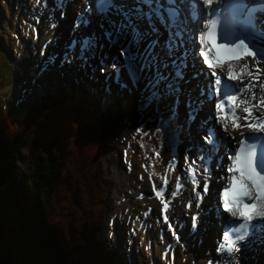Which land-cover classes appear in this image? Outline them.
<instances>
[{
    "label": "snow or ice",
    "instance_id": "6c2138e0",
    "mask_svg": "<svg viewBox=\"0 0 264 264\" xmlns=\"http://www.w3.org/2000/svg\"><path fill=\"white\" fill-rule=\"evenodd\" d=\"M67 3L68 0H55L54 7L60 12L61 19ZM36 4L46 8V0H36ZM213 5L214 0H202V3L201 0H85L83 9L76 14L71 40L61 63L70 65L79 61L82 67L91 68V62L97 60L102 74L110 67L112 71L105 77V104L110 102L112 94L109 81L121 89H126L129 82L135 87L145 81L143 106L156 105L157 133L163 129L165 134L171 135L169 129L178 119L180 97L184 96L187 110L184 127L188 131L205 104L215 100L216 124L224 132L231 134L246 128L250 133L264 134V111L256 113V109L264 108V69L260 67L264 62V0H254L251 4L249 0H220L223 6L220 11ZM205 10L211 15L205 16L206 22L200 29L199 57H196L195 48L188 46L193 33L190 25L199 24ZM94 16L100 17L97 26L101 32L84 33L82 29L92 24ZM49 19L51 28L58 27L54 12L49 14ZM157 25L167 32L163 41ZM218 40L224 42L218 43ZM105 44L109 49L116 48L119 55L109 57L103 52ZM201 57L211 71V77L205 74L207 82L198 85V95L193 97L191 91L185 92L181 85L187 82L185 75L189 64ZM248 58L254 63L250 65ZM109 60L110 64L106 63ZM218 70L226 74L227 80L222 79ZM201 74L195 72L192 78L197 79ZM124 76H127V81ZM245 77L249 78V83L243 84L238 96L235 94L237 85L228 81L243 83ZM92 78H95L94 71ZM257 87L260 92L258 101ZM246 91L251 92L250 97L243 95ZM169 98L172 103L166 106L168 115L165 116L159 105ZM198 130L204 133L206 145L198 148L196 158L185 156L189 179L178 177L170 197L175 198L190 182L196 195V208L200 209L209 191L212 176L209 164L220 148H226V142L218 136L210 118L201 120ZM136 131L139 134L142 129ZM240 135L234 153L231 149L226 153L230 161L226 166L228 175L220 177L226 183L218 195L216 215L223 222L219 212V207H222L229 219L223 225L221 239L217 241L215 251L219 259H210L209 264H241L242 254L247 248L264 246V136H246L243 131ZM140 146L143 148L144 144ZM155 155L159 157V151ZM174 166V161L168 165L169 168ZM222 166L221 159L218 167ZM201 181L203 194L197 191ZM163 183L167 185L169 179L165 178ZM165 191V188L155 191L156 197L164 196ZM171 198L167 202L161 201L165 213L172 203ZM186 207H192L191 200ZM199 215L198 212L191 217L193 232L198 229ZM164 222L170 230L173 229L168 215H164Z\"/></svg>",
    "mask_w": 264,
    "mask_h": 264
},
{
    "label": "trees",
    "instance_id": "16d2710c",
    "mask_svg": "<svg viewBox=\"0 0 264 264\" xmlns=\"http://www.w3.org/2000/svg\"><path fill=\"white\" fill-rule=\"evenodd\" d=\"M43 107L0 111V264H119L96 238L113 122Z\"/></svg>",
    "mask_w": 264,
    "mask_h": 264
},
{
    "label": "bare ground",
    "instance_id": "6f19581e",
    "mask_svg": "<svg viewBox=\"0 0 264 264\" xmlns=\"http://www.w3.org/2000/svg\"><path fill=\"white\" fill-rule=\"evenodd\" d=\"M51 1L52 0H46V8H42L36 4V0H18L17 13L19 18L23 19L25 35L23 32V37L21 40H19V56L18 59H15V62H17L18 65H21V61H25V66L30 69V77L34 76L32 74L37 73L36 82H38V85L36 82L34 83L31 90V95L41 94L44 87L43 84H45V86H49L50 82L56 84L57 87L55 88L59 91L58 86L68 83L70 77L74 73H79L80 69H82V67H80L77 62H73L70 65H65L61 62H58V60H55V66L56 64L62 66L60 67V71H63L64 75H61L58 71L54 70L55 68L52 64L47 63L53 59L52 56L54 53L63 50L65 40L70 38L68 32L72 28L73 15L79 10H82V4L79 2H75V4H67L66 16L64 19H61L58 15L59 11L55 9ZM215 1L217 0H214V2ZM23 8L26 11V18L22 17ZM53 12L55 13L56 21H58V27L55 29L50 27L51 21L49 19V14ZM191 27L193 28L192 35H194V32L199 27V24H193ZM88 29H91V27ZM86 30L87 29H82L83 32ZM160 38L161 41L165 39L163 33H161ZM101 42L103 43V41ZM190 44V46L193 47L194 42L191 41ZM26 52L28 54H25ZM103 52L108 53L109 57L113 55H119L116 48L109 49L106 44ZM195 61L194 64H197V61ZM110 62L111 61L109 60L106 63L110 64ZM249 63L251 65L250 61ZM91 64L93 67H85L84 69L88 74H90V76H92L94 71L95 78L98 81L105 79V77L108 75V72H111L112 70L110 67H108L107 70L102 74L100 71L101 66L97 60H93ZM44 66L49 67L48 72H41V69ZM260 67L264 69L262 64ZM254 70L255 69L253 68V71ZM169 71L171 70L169 69ZM193 72L194 70L187 72V77L185 79L187 82L182 83V88L185 92L191 91V94L193 97H195L198 95V85L202 84L204 81H206V79L204 75L203 77L199 76L197 79H193ZM98 83L99 82L95 83V87L98 85ZM93 85L94 84H92V86ZM144 87L145 81H141V91L143 95H145ZM50 88L48 90H52V87ZM69 90H72L71 86H69ZM255 91L257 93L256 99L258 101L259 91L257 88ZM114 94L115 90L112 91L110 102L114 100ZM104 95L105 93L103 92L102 97H104ZM246 96L250 97L251 92L246 91ZM184 99V96L180 97L178 119L172 128L169 129V133L171 135L165 134L163 129L157 133V115L155 120L156 128L148 130V126H146V129H142L139 134L136 133L134 138L132 137L128 140L127 145L129 148L124 155L125 161L122 162L123 153L120 154L121 156H119L120 168L124 172L125 177H130L133 179V183L129 184V188H131L129 192L132 191V193L135 195L142 193V198L135 201V204L140 208V213H133V226L132 224L130 226L128 237L129 242L134 244V242L137 239H140L144 233L143 238L145 245V255L148 257L147 260H149L150 264H161L158 260L159 255L162 256V259L166 264H207L210 259H219V255L215 251V245L219 240V232L223 222L219 223L220 219L215 213V196L212 193H209L204 198L200 205V209H197L195 203L196 195L192 191V186L190 185L181 190L179 196L171 198L170 195H166L162 197L160 201L151 198L150 191H148L150 182H160L165 175L166 178L173 181L175 172L181 173L182 168L181 164H179L177 170H172V168L168 167L169 162L174 157H183L184 159L186 155L192 156L194 153L193 145L199 144L197 137L200 135V132L196 130V128L193 129V125L191 126L190 131L184 127L186 120ZM165 101L169 103L168 105L172 103L171 98ZM209 103L210 102L205 104L203 110L200 111V114L203 115L204 118L211 116ZM140 108H143V101L140 104ZM162 111L164 112L165 116L168 115L166 107H164ZM242 123L244 122L242 121ZM182 128H184V130H181ZM240 131L245 133L249 130L244 128L239 131H233L231 134H229L224 132L222 127L220 128V133L222 135L224 133L229 135L228 137L224 138L226 144H229L228 141L237 137V135L240 134ZM145 132L148 133L147 136L144 135ZM220 133L218 132L219 136L222 137ZM141 137H143V140H141ZM141 143L144 144L143 148L140 146ZM184 149H188L185 154L183 152ZM156 151H159V157L155 155ZM221 174H223L222 171L217 174V177H219ZM150 175L151 179L149 178ZM197 191H200V187L197 188ZM129 192L123 190V196L128 198ZM169 198L172 199V203L170 204L169 210L167 211V215L169 217V222L173 226L178 227L177 230L182 236L179 244L175 243L173 238L166 231L165 228L166 225L168 227V224L164 222V218L161 217L160 211H158V208L163 207L161 201L163 200L167 202ZM190 200L192 201V207L189 209L186 207V205ZM198 212L200 213L198 217L200 223L198 225L197 231L193 232L191 217L193 214ZM169 245L170 249L167 253L166 247ZM258 247L259 249H257L255 253H252L251 251L248 252V254H251L252 257L254 256L253 259H251V264H264V246L259 245ZM170 258L174 260L170 261Z\"/></svg>",
    "mask_w": 264,
    "mask_h": 264
},
{
    "label": "rangeland",
    "instance_id": "374dc122",
    "mask_svg": "<svg viewBox=\"0 0 264 264\" xmlns=\"http://www.w3.org/2000/svg\"><path fill=\"white\" fill-rule=\"evenodd\" d=\"M11 9L12 10L15 9V0H4L3 2L2 0H0V24H1L0 33L5 48L10 52V54L13 56L14 59L16 57L18 59L19 54L17 56V54H14V51H12L13 48L12 37L15 36V32H14V22L8 18V13L10 14ZM22 17L26 18V11L24 8H23ZM27 17H28V13H27ZM9 30L12 31L13 36H10L8 34ZM24 35H25V31H24ZM17 43L19 48V40H17ZM10 54L3 51L2 46L0 45V76L7 77V78L5 77L0 78V108H5V105H10L9 107L11 108L17 107L19 108L18 111L19 114L24 115V112L26 110V105L33 102L34 100L39 101V97L33 96L31 98H27V94L30 86L28 84L29 79L26 77L27 71L24 69L26 67L25 61H22L21 67H18L16 64L17 69L23 74V77H21V79L19 80L14 79L15 77L18 76L15 75L11 67L7 69L8 67L4 64V62H7V60L11 58ZM25 54L28 53L26 52ZM27 70L28 73H30V69L27 68ZM24 78H26L27 81ZM82 79L83 77H79V80H77L76 83L74 84L72 83V85L79 87V88L74 87L73 89L76 88V90L80 93L85 92L86 96L88 97V101L90 102V105H94L97 107L98 100L95 98L94 95L90 94V92L87 93L85 91L84 81ZM79 81L80 83L78 85ZM43 85L44 87L42 93L46 91L45 89L46 86L45 84ZM21 92H23V94L20 96ZM42 93L40 94V97L44 95ZM54 95L56 94H53L52 97H54ZM127 96L128 99L125 102L122 103L121 101H119L114 108L113 107L109 109L107 108L106 111L103 112V117L108 116L105 114L111 115L110 113L112 111H116L119 107H121V109L123 108V114L126 117L133 116L134 119L139 118L143 120H150L151 122H153L152 119L156 115L157 112L156 109H154V112L152 111L151 113L141 116L139 114V111L135 109V104L137 102L136 96L135 95L131 96V94H128ZM117 119L119 121L118 131L116 135L111 139V142H109V146H110L109 155L103 161L98 159V162L100 161V164L102 165V171L104 169L103 172L106 173L104 179L107 182L109 188V195L107 198L108 210L106 211L103 230L100 233V239L104 240L111 247L112 252L120 256V259L124 264H150L149 260H147L148 257L146 255L144 256L142 250V247L145 248L144 238H143L144 233L142 234V237H140L142 246L136 241L134 247H132V250L130 251V247L127 245L126 242V239L128 237L127 235L129 233V226H130L129 224L132 222L131 220H129V214L131 209H133L132 206H134L135 201L131 196V199H129L130 204L127 209H125V205L128 203H123L121 205L118 204V201L121 199V197H123L122 191L125 190L129 192L130 191L129 184L133 183V179L130 177H125L124 172L120 168L119 156L122 150H125V146H126V150L128 149V145H127L128 141L126 142V140H129L132 137L134 138L135 136L133 135L131 137V134H134V131L132 130L134 129L133 125L135 121L130 122L128 120L123 119L122 113H120V116ZM114 199H115L114 201L115 203L113 202ZM110 221L114 222L113 225L109 223ZM112 230H115L117 234L116 241L119 243V248H117V246L114 245L116 241L114 242V244L111 242V239L113 238ZM137 243L139 244L138 246ZM130 253L132 254V256H130L131 255Z\"/></svg>",
    "mask_w": 264,
    "mask_h": 264
}]
</instances>
